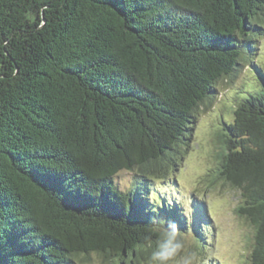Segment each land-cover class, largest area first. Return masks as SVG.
Listing matches in <instances>:
<instances>
[{
  "label": "trees",
  "instance_id": "trees-1",
  "mask_svg": "<svg viewBox=\"0 0 264 264\" xmlns=\"http://www.w3.org/2000/svg\"><path fill=\"white\" fill-rule=\"evenodd\" d=\"M261 41L264 0H0V264H139L161 230L203 248L201 203L163 182L242 73L215 179L252 228L245 264H264Z\"/></svg>",
  "mask_w": 264,
  "mask_h": 264
},
{
  "label": "rangeland",
  "instance_id": "rangeland-1",
  "mask_svg": "<svg viewBox=\"0 0 264 264\" xmlns=\"http://www.w3.org/2000/svg\"><path fill=\"white\" fill-rule=\"evenodd\" d=\"M262 41L259 43L261 46ZM244 73L232 81H219L216 96L199 107L190 146L183 153L178 165L168 172L172 195H178L184 207L190 208L192 202L201 203L207 218L209 234L205 245L198 248L193 236L188 233L173 236L160 231V239L155 248L157 253H167L166 259H158L153 252L150 259L139 264H199L209 258L217 264H245L246 254L252 242L250 224L236 212L239 204L238 192L221 179H215L218 154L222 152L220 134L224 120L232 116L233 104L241 91ZM246 90H259V82L254 73L245 79ZM246 94V93H245ZM134 176L130 171H120L114 176L115 183L122 189L128 188ZM204 242V240H203ZM201 243V241H200ZM88 263L103 264L102 259L90 255ZM208 263V262H206Z\"/></svg>",
  "mask_w": 264,
  "mask_h": 264
},
{
  "label": "clouds",
  "instance_id": "clouds-1",
  "mask_svg": "<svg viewBox=\"0 0 264 264\" xmlns=\"http://www.w3.org/2000/svg\"><path fill=\"white\" fill-rule=\"evenodd\" d=\"M157 255H158L162 260L167 258V257L164 255L163 252L157 253Z\"/></svg>",
  "mask_w": 264,
  "mask_h": 264
}]
</instances>
